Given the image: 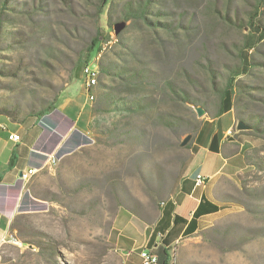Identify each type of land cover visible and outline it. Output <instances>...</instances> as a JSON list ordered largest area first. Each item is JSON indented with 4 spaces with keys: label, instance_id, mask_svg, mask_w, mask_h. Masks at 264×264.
<instances>
[{
    "label": "rangeland",
    "instance_id": "1",
    "mask_svg": "<svg viewBox=\"0 0 264 264\" xmlns=\"http://www.w3.org/2000/svg\"><path fill=\"white\" fill-rule=\"evenodd\" d=\"M130 1L140 0H111L105 7L102 0H7L0 108L13 109L16 122L0 116V125L24 131L27 162L39 172L20 187L0 186V212L14 214L6 235L18 242H3L0 230V264H122L116 239L154 223L162 203L199 171L194 144L218 110L216 85L229 78L236 85V118L259 129L243 131L249 168L220 180L215 198L229 208L181 241L171 261L264 264V0H152L148 21L124 18ZM101 18H108L106 32ZM121 22L126 27L116 35ZM99 33L110 41L89 53ZM88 61L93 68L135 69L146 82L127 86L101 71L90 101L83 72ZM168 83L189 101L174 98ZM103 92L123 101L146 98L154 106L111 111L99 100ZM67 99L77 103L76 117L52 122ZM196 101L206 103L202 118ZM51 105L55 110L40 118ZM7 136L0 128V137ZM53 153L59 162L50 170L44 165ZM12 156L0 142V168Z\"/></svg>",
    "mask_w": 264,
    "mask_h": 264
},
{
    "label": "crops",
    "instance_id": "2",
    "mask_svg": "<svg viewBox=\"0 0 264 264\" xmlns=\"http://www.w3.org/2000/svg\"><path fill=\"white\" fill-rule=\"evenodd\" d=\"M75 110H77V103L73 100L61 101L56 107L57 113L52 117V122H59L62 115L74 119ZM225 118L228 119L223 121ZM237 120L232 109L204 123L195 141V153L192 158V162L197 163L199 171L196 174H190L180 183L174 196L162 203L161 211L154 223L129 229L123 240L116 239V245L121 247L122 264H141V253L144 250H150L156 254L159 264H173L171 253L181 241L188 238L187 229L200 204L205 201L218 206L222 204L215 198L220 180L222 178L236 179L249 168L247 161L249 141L243 132L236 130ZM208 124H216V127L208 128ZM17 133L22 136V141L17 145L0 137V142L8 146L13 155L5 169L0 168V186L3 187H12L19 181L22 171L36 167L27 162L28 150L23 143L24 131L20 130ZM197 175L207 178L201 186L196 185ZM221 212L222 210L197 218L195 220L197 230L194 234L203 230L206 223ZM13 218L14 214L10 211L0 212V230L4 232V236ZM166 238L171 242L169 246L165 245Z\"/></svg>",
    "mask_w": 264,
    "mask_h": 264
},
{
    "label": "trees",
    "instance_id": "3",
    "mask_svg": "<svg viewBox=\"0 0 264 264\" xmlns=\"http://www.w3.org/2000/svg\"><path fill=\"white\" fill-rule=\"evenodd\" d=\"M111 0H102V6H106ZM152 3V0H140V1H130L127 2L124 6L123 12H124V18L127 20L130 19H135V20H147V14L149 13V8L150 5ZM6 5H7V0H3L2 2H0V23L2 21V16L4 14V9H6ZM101 13V11H99ZM260 11H256V15L260 16ZM101 29L106 32L105 27L108 24V18L104 21L103 23V19L101 18ZM152 25H159L158 23H154ZM169 26V25H166ZM101 37V39L99 38ZM104 39V41L108 42L110 41V37L105 38L104 34H100L97 36V38L93 41L92 46L89 49V53H92L95 48H97L99 46L100 43L104 42L102 41ZM89 61H90V55H89ZM88 61V62H89ZM100 67V72L102 71L104 75L111 77V79L114 80H120L121 82H124L127 86H136L137 88H140L143 86V84L146 82L145 80V75L143 72H139L136 71L135 69H131L129 67H125V66H120V65H111V66H104V65H99ZM101 74V73H100ZM172 83H168V87L171 88V91L173 93V97L174 98H178L180 100H183L185 102H188V95L185 93V95H180L172 86ZM235 86L233 84L232 78H229L228 81L226 82L225 85L219 87V85L215 87V90L217 91L218 95H219V105H218V110L215 113V115L213 116V118H218L222 115H224L225 113H227L228 111L232 110L235 105H236V101H235V97H236V93L237 91L235 90ZM95 97V95H94ZM95 100V99H94ZM99 100L101 101V103L106 102L107 104V108H109V110L111 111H120V112H135V113H139V112H143V111H147L150 110L151 107H153V102L151 100H147L146 98L144 99H136V100H132V101H126V100H122L119 98H114L111 97V95L109 93H101ZM194 104V103H192ZM196 106H201L203 108L206 109V103L201 102V101H196L195 102ZM53 110H55L54 106L51 105L48 108L44 109L42 112L39 113L40 118L44 117L45 115L50 114ZM13 114H15V111L13 109H10L8 107H2L0 108V116L2 117H6L9 119H12L13 122L14 118H13ZM238 120H242L243 122H245L246 124L248 123V120H246L245 118L238 116L237 118ZM250 125V124H249ZM252 127L253 130H255L256 132L259 131L258 129V125L256 124H251L250 125ZM95 128L96 130V126H93V129ZM53 147L57 145V141H53L52 142ZM18 186H21V181H18ZM29 200L28 196L25 198L24 203H27ZM229 206L227 203H222L219 206L213 203H210L208 201L202 202L200 204V206L198 207V209L196 210V212L194 213V218L192 219V221L189 224V227L187 229V236L188 238L194 236V232L197 230L196 224H195V220L197 218H199L202 215L205 214H209V213H215V212H219L220 210L224 211L226 209H228ZM191 227V230H190ZM24 244H28V242L23 241ZM171 242L166 238L165 239V245H170Z\"/></svg>",
    "mask_w": 264,
    "mask_h": 264
},
{
    "label": "built area",
    "instance_id": "4",
    "mask_svg": "<svg viewBox=\"0 0 264 264\" xmlns=\"http://www.w3.org/2000/svg\"><path fill=\"white\" fill-rule=\"evenodd\" d=\"M83 72H84V77H85V90L88 95V99L90 101H93L91 97V89H92L94 80H97L100 74L98 70V65L96 66V68H93L89 65V62H88L84 66ZM40 122L43 124L45 128L49 129L50 131H54L53 128H51L44 120H41ZM0 128L5 133H7L8 141L13 143L14 145H17L22 141V136L20 134L9 131L5 125H1ZM58 162H59V158L57 157V154L56 153L50 154L48 155V159L46 160L44 167H48L51 170L53 169V167L57 165ZM38 172H39L38 167H30L26 171L21 172L19 181L26 184ZM195 180H196V185L201 186L205 183L207 178L202 175H197ZM1 240L3 242H6L8 240L7 242L18 244L17 240L14 237H8V235L3 236ZM141 258H142L141 264H159L158 256L150 250H144L141 253Z\"/></svg>",
    "mask_w": 264,
    "mask_h": 264
},
{
    "label": "water",
    "instance_id": "5",
    "mask_svg": "<svg viewBox=\"0 0 264 264\" xmlns=\"http://www.w3.org/2000/svg\"><path fill=\"white\" fill-rule=\"evenodd\" d=\"M125 27H126V24L124 22L117 23L115 25L116 35H119L125 29ZM195 111L197 113L198 118H202L203 116L207 115V111L203 107H195ZM236 130L238 132L251 131L252 127L247 125L245 122L239 120L236 125ZM192 137L193 136L191 134L187 135L185 139L182 141V143L180 144V146L182 148L186 147L190 143Z\"/></svg>",
    "mask_w": 264,
    "mask_h": 264
},
{
    "label": "bare ground",
    "instance_id": "6",
    "mask_svg": "<svg viewBox=\"0 0 264 264\" xmlns=\"http://www.w3.org/2000/svg\"><path fill=\"white\" fill-rule=\"evenodd\" d=\"M98 70H99V72H100L99 67H98ZM98 79H99V77H98ZM98 79H97V80H94V83H93V86H92V89H91V97H92V100L95 99V97H94V90H95V88H96V86H97V84H98Z\"/></svg>",
    "mask_w": 264,
    "mask_h": 264
}]
</instances>
